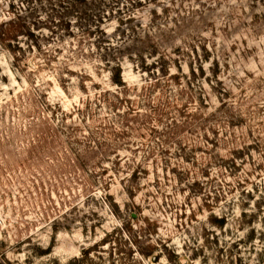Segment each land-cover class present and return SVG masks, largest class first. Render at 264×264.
<instances>
[{"label":"rangeland","instance_id":"1","mask_svg":"<svg viewBox=\"0 0 264 264\" xmlns=\"http://www.w3.org/2000/svg\"><path fill=\"white\" fill-rule=\"evenodd\" d=\"M104 1L124 86L95 0H0V264H264V0H141L134 34Z\"/></svg>","mask_w":264,"mask_h":264},{"label":"trees","instance_id":"2","mask_svg":"<svg viewBox=\"0 0 264 264\" xmlns=\"http://www.w3.org/2000/svg\"><path fill=\"white\" fill-rule=\"evenodd\" d=\"M73 1V0H72ZM72 1H68L67 0V4L70 6V11L71 9H75L72 3ZM96 4H94V8L92 9V12L90 15L88 14H84L86 15L84 18V22L85 24H82V26H80L81 28V39H92L95 40L96 44H97V50L100 51L99 52V57L100 59H102L104 61V66L111 69L112 72V81L113 83L117 84L118 86H124V83L122 81V64H121V59L119 57V53L121 50H116L115 52H109L107 48H103L102 45L105 43H110V37L107 35V33L103 30L101 24L103 23L104 19L107 18L106 17V9L109 8L108 2L104 1V0H95ZM150 1V0H148ZM86 2V1H85ZM117 2L116 4H120L119 1H115ZM142 3L141 0H131V1H127L125 0L124 2V8L119 10L118 14H123L126 16H121V18L118 19L119 21V27L117 29V31L122 32V34H124V32H126V30L129 28V25L132 24V27H130V30L133 32V34L138 31L139 29L143 28V25L140 21H138L134 16V11L137 8V6H139ZM57 4V3H56ZM55 4V5H56ZM63 2H60L57 4V6H62ZM114 4V2H113ZM55 7H53L52 10V14L48 15V26H49V30L51 31V34L54 35L55 37L58 36V34L60 33H69V30L71 29V22L70 21H66L65 19L67 18V14L69 15H73L70 12H63V13H59V14H55ZM125 11L124 13H122V11ZM71 12H77V11H71ZM83 13V12H82ZM110 14L112 15V11H110ZM33 15V13H31V16ZM15 18L17 20H20L21 16L16 15ZM128 23V27L127 29H124L125 24ZM5 25L4 24H0V27ZM36 27V25H35ZM23 29L26 28V25L22 26ZM15 38V37H13ZM120 38L127 42L128 39L126 37H122L120 36ZM6 40H9V35L1 33L0 32V43L2 42H6ZM111 44V43H110ZM111 50H115V49H110ZM42 56L45 57V62H50L52 60V54H50V51L48 50V52L41 53ZM145 62V61H144ZM146 63V62H145ZM169 75V74H167ZM222 226V224L220 225ZM86 254V253H85ZM77 263V261L75 262Z\"/></svg>","mask_w":264,"mask_h":264}]
</instances>
